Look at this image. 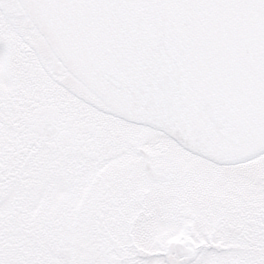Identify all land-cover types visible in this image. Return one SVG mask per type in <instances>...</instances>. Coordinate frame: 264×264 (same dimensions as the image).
<instances>
[{"label": "snow or ice", "instance_id": "6c2138e0", "mask_svg": "<svg viewBox=\"0 0 264 264\" xmlns=\"http://www.w3.org/2000/svg\"><path fill=\"white\" fill-rule=\"evenodd\" d=\"M0 264H264V0H0Z\"/></svg>", "mask_w": 264, "mask_h": 264}]
</instances>
